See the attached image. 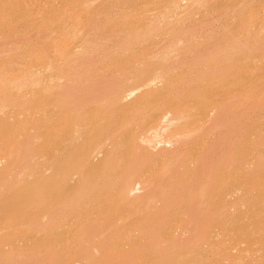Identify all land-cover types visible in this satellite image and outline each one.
I'll return each instance as SVG.
<instances>
[{"label":"rangeland","instance_id":"obj_1","mask_svg":"<svg viewBox=\"0 0 264 264\" xmlns=\"http://www.w3.org/2000/svg\"><path fill=\"white\" fill-rule=\"evenodd\" d=\"M37 1L13 0L12 2V0H3L4 3H2V1L0 0V204L6 203L8 205L15 200L20 201V203H17L13 209L4 211L0 215V264H27V260L33 261L34 264H96V262H98L97 264H141L142 262L144 263L149 260L151 264H155L154 260L158 261L159 263V260H162L161 263L163 264H172V262L170 263V261L175 260L176 264H180V262L178 261L183 258L186 259L184 260L186 264H192L196 262L197 264H264V254H262L264 252H261L259 250V247L261 250L262 247H264V97H262V95L264 96V69L263 72L259 74V76L258 74H252L253 72H255L254 69L256 67H264V62L260 63L264 59V38L259 41L260 44L258 43V45H256L257 42H254V38L258 34L259 36L264 37V34L259 31V29L261 30V27L263 26L261 23L264 19V1L260 0L259 2H257L258 0H254V2L253 0H230L229 2V0H203L201 2H198L196 0H185L184 2H181V0H91V3L90 0ZM177 1L181 2L182 4L179 6L181 8V11L178 15H174L175 17L173 18L174 20L172 21V23H174L175 21L177 25H181V31L183 35L186 36L188 34H192L194 36H200L199 38L201 40H198V43L196 45L191 44L185 48L186 52L183 61L177 65V67L179 68V72L182 73L183 76L182 80H178L179 87L178 90L175 91L176 93L174 96L177 101L183 102V104L182 102L181 104H179L180 106L185 108L186 106L187 108L190 107L191 110H186L187 115L188 112H192L194 108L198 109L201 107L202 109L203 107L204 109L206 105V108L215 105L224 106L225 103V107L228 111L225 116L226 118L224 117L226 121H222V124L225 127L229 125L230 126L226 128H224L223 125L220 126L221 128L223 127V129L219 128L217 131L219 132L218 134L217 132L209 133L208 135H210V138L209 136L205 135L207 127L203 129H194L184 137L182 142L175 144L173 149H181L183 146L186 147L184 168L192 171L191 182L197 183V186H201L206 180L203 178L206 177L204 176V174L207 166H210V164L213 166V162L214 164H216V161L218 159L217 157H219L218 155H223L219 160H221V158L223 159L224 155L226 154V148L228 151V148H230L229 144L232 145V143H223L225 142L224 139H226L227 132L231 133L227 137L231 135L229 138H233L234 140V135H237V138L240 137L242 141L244 140L245 145V152L242 158H240L241 163H239L240 159L235 155L233 156V154L231 156L227 155L225 159L221 161L223 163L226 160L225 164L227 165V168L225 177L223 178V185H221V191H218L217 193L219 194V192H221L223 194L225 202H228L227 214L229 213V216L223 222V224L221 223V225H223V234L221 233L220 237L217 236L218 238L216 237L215 240H213L216 241L215 244H218L219 248L214 246V242L211 248L212 252L213 250H215V247L218 248L221 251V253L217 251L218 253H220V256L216 252L217 249L213 252V256L210 250L209 251L211 253L203 255L200 254L205 252L201 251L200 254H197V261L194 258L196 255L193 256L196 252L194 254L191 253L193 254L191 255V257L189 255L190 253L173 254L175 255V257L177 255L176 258L172 254H168V246L164 241L167 240V237L173 230V228H171L170 226L171 224L178 223L182 225L184 227V231L188 228V226H185V224L191 219V217H194L195 219L198 218L197 231L194 233V235L201 237L204 233H206V230L207 228H209V226H213L215 231H217V229L219 231V228L217 227V225L219 226V224L217 221L221 217L222 213L218 210H215L214 207L217 208L216 205L213 206L212 210V204L209 203L211 204L209 205L207 201L208 195H204L202 198L200 196V200L196 197L190 199L187 201V207L180 208L178 207V205H180L178 204L179 200L185 199V196H181V192H183V189L181 188V192H179V194L181 195L179 196L178 194L179 197L176 198L177 203L175 201L177 205H174L168 211L170 221H166V223L168 222L167 224H164L165 221L163 224L160 223L164 228L163 231L160 232L159 230H157V232L159 231L158 233L159 235H161V237H152L150 234H140L135 236L132 235L140 231V228L143 225L142 219L145 218L143 215L146 213V211L143 209L136 210L135 213L131 216H124L119 222L115 223L114 225H112L111 220L108 221L105 218L107 214H102L100 215L101 217L95 222V225H93L92 227V238H77L75 239V245L72 250L58 249L52 253V251L49 250V245H59V243L61 242L62 234L70 229V221H74L78 225H81L82 222L91 217L93 208L96 206V204L107 201L108 197H101L98 203L96 202L90 204L89 206L83 207L85 204V198H83L82 196H79L78 199L70 197L68 200L62 201L60 191L70 192L73 187L79 186L80 191L83 193L88 175L93 174L94 176L92 178H96V175L99 173L96 172V164L100 162L103 157L108 156V152H103V149L109 146L106 143L98 150L97 153H95L94 156L90 158L84 157V161L82 160L83 154H78L70 159L67 158L65 160L64 152L67 149L65 148V146H63L64 142L62 140V137L66 139L70 147H74L76 143L75 132L73 131L72 133L67 134L65 132L62 133L61 131V140L59 142V146L53 147L49 145L48 142L50 138V129L52 127V122H56L57 125L62 126V119L68 110L70 111L71 115L74 116L76 122L84 114L87 115V118H90V120H94L102 116L104 113L110 111L113 108L112 106H114V104L118 101L120 103H125L128 97L137 96L138 92H145L147 89L155 87V85L159 83V81H157L156 79V75H154V70H144V66H149V64L147 63L142 65L140 68L143 69L142 74H140V72H137L135 67L130 68L128 72L130 76L125 81H118V79L116 78V75H119V73L117 72L118 68L117 70H115L116 68L114 69V67L108 69L106 65L104 66L102 64L98 66L100 67L98 68L100 73L106 72L108 73V75H112V80L114 82L108 84L109 82L104 80L108 75H102L96 77L95 79H86V81L84 82V87H81V94L83 95L82 97L79 92V87L76 84H61V73L63 72L62 75L64 73H67V70L64 69L65 66L63 64L64 60L66 59L65 57H67L68 54L70 55L71 51L74 52L78 50L79 46L77 45L83 44L86 38L85 36L87 35V33H85L86 31H84V28L86 29V26H89L90 24V28L94 30V33L97 36H101L102 34L105 35L101 38L104 43L109 42L108 45L107 43L106 46L103 45L105 46L103 47L105 49L104 52L102 51V55L106 53V57L114 58H108V61L106 58V62L110 63L111 61L112 63L113 60L114 63H116V61L119 62V57L121 59V62H125V60H131V58L135 56L138 51H141L139 50V48L141 49V44L138 45L137 42H133V44L136 43L134 45L135 48L138 46L136 49H134V46L131 44L134 51H132L131 49V54L129 52H125V54L129 53L130 57L129 54H127L126 57L124 51L121 50H119V52L121 53L117 54V44H119L120 42L123 43L126 38L124 34H142V32L144 31L142 29L145 27L143 21L144 17L142 18V16L144 15H146V17L148 16L147 19L149 18V21H159L158 18L161 19V17H159L161 14L166 15L167 13H171L173 15L175 7L174 5L177 3ZM47 2L50 6L47 4ZM171 2H174L173 5H171ZM7 3H11L9 7L11 10L6 9V7L8 8L9 5H6ZM32 4H34V7ZM46 4L48 5L46 6L47 8L44 6ZM239 4H242L243 7L239 6ZM251 6L253 8H249ZM43 7L44 9H46H42ZM80 7L81 9H79ZM246 8L248 10H246ZM227 9L228 11H226ZM42 10L44 11V13L42 12ZM27 11L29 13H27ZM108 11H111V13L109 14ZM112 12L115 14L113 15ZM79 13L82 14L80 15ZM77 14L80 16H78ZM96 15L99 16V18ZM110 15L112 16V18H110ZM238 15H240V17ZM105 16H108V18H110V22H107L108 18H106ZM49 17L52 18L51 20L54 21L56 26L53 24V26L47 25L48 27H45L44 24H47V22L49 21ZM114 17H116L115 24L111 22L115 20L113 19ZM78 19H81V21ZM90 19L91 21H93H89ZM94 19L98 22H96ZM101 19H104L105 22ZM121 19H125L128 23H130L131 21V23L128 25H132V28L125 25L129 29L127 28L125 32H122L123 28L121 27H123V25L117 24V22H122ZM207 19L208 22L206 23L205 20L207 21ZM69 20L75 22L72 23ZM57 21L59 22L56 24ZM149 21H146L145 23H150ZM106 22L108 23V25L109 23H111V26L109 25V27ZM102 23L109 28L105 29L106 27ZM166 23L167 24L165 25L173 27L172 23V25L169 24L170 22ZM244 23V27L247 28L250 26L252 31H248L250 29L245 28L243 31L247 30L248 32L242 33L243 27L240 28V26H242ZM116 24L119 27H117ZM260 24L262 25L261 27L259 26ZM42 25L44 26L42 27ZM101 25H103L104 27ZM113 25H116L117 28ZM77 29L80 31V33ZM54 31L55 36L57 35V38L61 36V39H57L53 35ZM257 31L261 33H258ZM46 33L48 34V36H44L46 35ZM115 33L118 34L115 35ZM35 35L36 38H33L35 37ZM52 35L54 36V38H52ZM106 35L108 36L106 37ZM65 37L68 39H66ZM220 38H222L223 40H221ZM20 39L22 40L21 42ZM105 39L107 40L106 42ZM243 39H245V41ZM38 40H40L42 44L46 43V46H42L43 48L41 49L37 46V48H34ZM54 40L56 42H60L54 43ZM110 40L114 41V43L112 42L113 44H110ZM155 40L156 39H154V41ZM158 40L161 42H159ZM158 40L155 42H159L157 44L161 43L160 45L153 43V40L149 41L150 43L148 42V44L146 43L145 45L148 46L152 43L160 47L155 48L154 50L155 52L159 50V52H157L155 57L152 59L150 63L151 66L152 63H154L155 66L156 64L162 62L164 59H169L171 57L167 52H165V49H162L168 44L167 38H163V40L165 41H163L162 39ZM241 40H243L242 42L246 43H243V49H236L234 51L235 54L232 53V51L229 50L228 46L230 44L231 47L240 44L242 45V42H240ZM18 41L20 45L18 44ZM65 41H68L67 46L68 43L71 46L67 47L66 45H64L66 44ZM247 43L249 47L252 46L249 50H247ZM53 44H56L58 47L55 46L57 47L55 49ZM72 44L74 45V47ZM23 45L24 47H22ZM49 45H51V49H49ZM62 45L68 49H65ZM75 45L77 46V48H75ZM245 45L247 47H245ZM19 46L20 48H23V50H21L24 51V54L23 52H20L21 50ZM61 47L64 49H62ZM70 47H73L75 50H71ZM109 47L110 49L115 48L116 50H113L114 52L110 50L112 52L110 53L109 49H107ZM43 49L46 50L44 51ZM58 49L63 54V57L61 53L60 55L56 54L57 52L58 54L60 52L58 51ZM64 50L66 55L64 54ZM12 51L17 54L13 55L14 53L12 54ZM31 51L34 52L31 53ZM36 51H38L39 54ZM54 51L56 53L52 55ZM66 51L69 52L67 53ZM35 52L37 53V55L34 56L33 54H35ZM41 52L44 54V56L42 55L43 57H40ZM7 53H9L11 56L8 54V57ZM47 55L49 57V60L52 58L50 60L49 66H54L55 64L60 62L62 58L64 59L61 61L62 63H58V68L55 65L54 69L50 70V72L48 73L46 72V74L49 76L47 81L44 80L42 82H33L30 76L26 75L28 74L27 72H32L31 68L33 69L34 67V71L37 67L36 61H38V59L36 60L34 58H36V56L38 58L40 57L39 59L41 61L43 58H46L41 63L42 65H44L43 69L45 68V70L43 71H46V66H48L49 63ZM122 55L125 56H123L124 60ZM236 56H238L240 62L238 61ZM117 57L118 59H116ZM233 58L236 60V62H238L237 64H240V68H238L239 65L237 66L235 62L234 64L236 66H229L231 64H227L229 62H232V60L230 59ZM46 60L47 62H45ZM98 60L100 59L98 58ZM104 60L105 59H103V61ZM15 63L23 66H16ZM33 63L35 65H33ZM62 69L64 70L62 71ZM237 69H240V72ZM246 69L248 72L246 71ZM32 74L34 76L35 72H33ZM23 75L27 78L16 79L19 77H24ZM2 76L5 77L2 78ZM237 76H241L240 79L237 78ZM9 79H16L14 80L13 85L12 83H10L11 81L9 82ZM259 84L260 87H262L261 89L258 86ZM231 85H235V87L231 88ZM13 87H15V90H10ZM249 87H256L255 89L252 88L253 90L250 93L254 95L256 93V96L254 97H256L257 99L255 98L254 100L252 99V101H247L244 107L240 103L247 99L246 95L249 96ZM94 89L98 93L94 94ZM245 89H247L248 92L247 90L244 92ZM242 92H244L245 94V97L243 96L244 99L242 98V96H240ZM257 92L261 93V95H259V93ZM258 95L262 98H258ZM199 96L203 98V100L205 99L204 101H206V105L205 102L199 98ZM250 96L252 97V95ZM234 97L236 98L234 99ZM239 97L243 100H241ZM171 98L172 100L174 99V101H176L173 96H163L162 99L164 100V102H162L160 106H165V101H172ZM100 99L109 103H114L102 104ZM258 99L259 101H257ZM184 102L191 103L185 104ZM230 102L232 103L230 104ZM244 103L245 102H243V104ZM241 106H243L244 108ZM232 107H234V110L232 109ZM154 108L155 105L147 108V116L143 119L142 126L151 115L157 114V112L153 111ZM194 112H192V116L191 114H189L192 118H194ZM208 117H211V115L208 114ZM108 118H111V116H108ZM236 119H238L236 122L239 121V128L240 126H242V128L239 129L237 127L239 131L237 130L233 132V130L237 129L234 121ZM233 121L234 125H232ZM239 134L241 135L239 136ZM228 139H226V142H228ZM233 140H231V142H235ZM238 141H236L234 144H236ZM241 142L239 141L240 144L237 143L236 145L240 147ZM219 143L222 146H220ZM236 145L231 146L232 151L238 150V148H236L238 146ZM120 146H123V144H121ZM161 149H164V147L158 150L151 151L154 153H158L161 151ZM228 153H230V151ZM199 156L202 157L201 160L198 159ZM134 160H136V158H134ZM82 161L84 162V164L81 166ZM78 165H80V168H78ZM219 165H216V167L214 165L213 169H207V171L209 170V172L207 173H210L211 169L212 171L215 168L219 170ZM216 169L215 172L217 171ZM159 171L164 172L161 167H159ZM212 171L210 174H212ZM171 174V172H165V175L160 181L161 187H166V182L171 177ZM19 175H22L23 177H20ZM207 176L209 177L210 175L207 174ZM171 180L173 182V179H170V181ZM179 180H176L177 184L181 183V180L184 181V179H181L180 182ZM211 180L213 181L212 175L211 179L208 181ZM172 182H170L171 185H173L174 183L176 185H174L175 198L176 194L178 193V187L183 183L177 185L176 182ZM215 182H217V180ZM211 184L209 182V185ZM211 186L209 188L212 189ZM24 192L27 193V197H24ZM216 194L212 196L213 199L218 196ZM212 197L210 198L211 202ZM215 199L214 200L217 201L218 198L216 197ZM183 203L185 202L181 203V207H184ZM203 205H206L207 209L205 210L207 212H211L212 215L216 217V220L210 221L208 225L205 223L207 213L202 209ZM78 209H80V211ZM77 210L79 211V213L77 212ZM212 215H210L209 217H212ZM158 226L160 227V225ZM82 230L83 228H80L79 232H81ZM194 235L190 237L194 238ZM187 236H189V234H187ZM158 243L159 246H157ZM222 243H224L223 246L225 247V249L222 248ZM150 245H152L154 249ZM144 247H147L148 250L147 252H145L146 254L143 251ZM159 248H162V250L164 249L163 251L165 253L162 252L163 254H159ZM220 248L223 250H221ZM257 249L260 251L261 255L260 253L255 252L257 251ZM107 250L114 251L111 256L116 258V260L114 259L115 261L111 256H109V258L111 257L112 259V261L110 260L111 262H109V259H107L108 257H106L108 256ZM154 252L156 253V256ZM170 252L175 253L172 252V250H170ZM151 254H153L154 257H151ZM257 254L260 256H258ZM184 256L187 257L185 258ZM164 257H166V260ZM215 257H218V259H215ZM158 262L156 264H159ZM182 263L183 262H181V264Z\"/></svg>","mask_w":264,"mask_h":264},{"label":"bare ground","instance_id":"obj_2","mask_svg":"<svg viewBox=\"0 0 264 264\" xmlns=\"http://www.w3.org/2000/svg\"><path fill=\"white\" fill-rule=\"evenodd\" d=\"M2 3L3 0H1ZM37 0H35L36 2ZM63 1V0H62ZM82 1V0H81ZM95 1V0H94ZM152 1V0H151ZM185 0H181V2H184ZM198 2H201L203 0H196ZM237 1V0H236ZM246 1V0H245ZM254 1V0H253ZM260 0H258L257 2H259ZM264 1V0H263ZM13 2V0H12ZM33 2V1H32ZM34 2V3H35ZM38 2V1H37ZM51 2V1H50ZM53 2V1H52ZM55 2V1H54ZM61 2V1H60ZM112 2V1H111ZM118 2V1H117ZM181 2L177 1V3L174 5V14L172 15L171 13H167L166 15L164 14H161L158 18L159 21H149V18L147 19L146 15L142 16V18L144 17V24H145V27L142 29L144 30L142 32V34L140 33V35H135L133 33H128V34H124L125 35V40L122 42H120L119 44H117V54L121 53L119 52V50L121 51H124V54L125 52H129L130 54L132 53L130 50L132 49V51H134L135 48V44H133V42H137L138 45L141 44V49L139 48V50H141L140 52L138 51L137 49V53L135 51V56H133L131 58V60H125V62H121V59L119 57V62L116 61V63H114V60L113 62L110 63L109 62H106V58H107V61H108V58L112 59L114 57H106V53L102 55V51L104 52V49L103 47L106 46V41L107 40L105 39V42H103V40L101 39L102 36H105V35H101V36H97L95 33H94V30H92L90 28V24L89 26H86V29L84 28V31H86L85 33H87V35L85 36V40L83 42L82 45H77L79 46L78 47V50L72 52L71 50H75L73 47H70L71 48V52H70V55L68 54L67 57H65L66 59L64 60L63 64L65 66V70H67V73H64L62 75L61 73V77H62V82L61 84H67V85H72V84H76L78 87H79V92H80V95L83 97V95L81 94V87H84V82L86 81V79H95L96 77H99V76H102V75H108V73L106 72H101L99 71L98 66L100 65H106L108 69H110L111 67H114L115 70H117V72L119 73V75L117 76L116 73V78L118 79V81H125L129 78V69L132 68V67H135L136 71L137 72H140V74L143 73V69H140L142 65L144 64H149V66L147 67L144 66V70H147V71H151V70H154V75H156V79L157 81H159L158 84L155 85V87H152L150 89H147L145 92H138L137 93V96H131V97H128L127 98V101L125 103H120L119 101L117 103L114 104V106H112L113 108L104 113L102 116L94 119V120H90V118H87V115H83L82 117L79 118V120L76 122L75 119H74V116L71 115L70 111L68 110L63 119H62V123L61 125L62 126H59L56 124V122H52L51 124V129H50V138H49V145L53 146V147H58L59 146V142H60V132L62 131V133H67V134H70L72 133L73 131L75 132V137H76V143H75V146L74 147H70L68 142L66 141V139L64 137H62V140H63V146H65V148L67 149L65 152H64V159L66 160L67 158H72L76 155H81L83 154V157H82V160L84 161V157L85 158H90L92 156L95 155V153L98 152V150L103 146L105 145L106 143L109 145L107 148L103 149V152H108V156H105L101 159L100 162H98L96 165H97V171L96 172H99L97 175H96V178H92L94 175L93 174H89L88 177H87V182L85 184V189L83 191V193L80 191V187L79 186H76V187H73L71 189L70 192L68 191H60L61 193V200L62 201H66L68 200L70 197H74L76 199H78L79 196H82L83 198H85V204L83 207L85 206H89L90 204H93V203H98V201L101 199V197H108L107 201L105 202H100L98 204H96V206L93 208V212L91 214V217H89L87 220H85L84 222H82L81 225H78L77 223H75L74 221H70L69 223V226H70V229L66 232H64L61 236V242L59 243V245H49V250L53 252H55L56 250H72L74 248V243H75V239L77 238H92L93 236V231H92V227L93 225H95V222L101 217L100 215L102 214H107V216H105V218L110 221L111 220V223L112 225H114L115 223L119 222L124 216H131L135 213L136 210L138 209H143L146 211V213L143 215L145 218L142 219V223L143 225L141 226L140 228V231L132 234V235H148L150 234L152 237H161V235H159V231H163V227L161 224L165 223L164 224H167L169 221H170V217L168 216V211L175 205H177V200L176 198H178L181 194V196H185V199L182 200H179V202H185L183 203L184 207H181V203L178 202V207L180 208H185L187 207L188 205V200L190 199H193V198H198L200 200V196L201 198L205 195L207 196V201H208V204L211 205V208L213 210V206L216 205L215 210H218L219 212L222 213L221 217L219 218V220L217 221L219 226L217 225V227L219 228V231L217 229V231L214 230L213 226H209V228H207L206 230V233H204L201 237L197 236V235H194V233L197 231V226H198V218H192L185 224V226H188V228L186 230L183 231V226L178 224V223H175V224H171V228H173V230L170 232V235L167 237V240H165L164 242L167 243V246H168V254H183V253H190V257L191 255H193L195 252V254L193 256H195L194 258L196 259L197 257V254H200L201 251L205 252V253H202L200 255H203V254H209L211 253L212 251V245H213V242L214 244L216 243V241H213L215 240V238L217 236L220 237V234L222 233L223 234V225H221V223L223 224V222L227 219V217L229 216V213L227 214V204L228 202H225V199L223 198V194L221 192H219V194L217 193L218 191H221V185H223V181H224V177H225V174H226V160L222 163L221 161L223 159H225V157L228 155H232L233 156L235 155L236 157H238L239 159L242 158L244 152H245V145H244V140L242 141L241 138L239 140V138H237V135H234V140L233 138H229L227 137L229 134H231L230 132L226 133V139H228V142H226L227 140H225V142L223 143H232V145H236L237 143H239V141L241 142V145L240 147L238 145V150H233L232 151V145L229 144V147L228 148L229 150L227 151V148H226V154L224 155L223 159L220 157V155H218L219 157H217V161H216V164H214L213 162V166L216 165L220 166L217 167L219 168V170H216L215 172V169L212 171V169L214 168L211 164L210 166L208 165L207 168H206V171H205V174L203 179H206L203 183V185L201 186H197V183H192L191 182V175H192V171L191 170H187L184 168V165H185V154H186V147H182L181 149H173L174 145L177 144V143H180L183 141L184 137L187 136L192 130L194 129H203V128H206L207 127V131L205 132V135L206 136H209L210 138V135H208L209 133H216L218 131L219 128H221L220 126H222V121L225 120V116L227 114V108L225 107V103H224V106H219V105H215V106H210L208 108L207 107V103L206 101L203 100V98H201L199 96L200 99H202V101L205 102V105H206V109L200 106V108L196 109L194 108V110H192V112L194 111H197V112H194V118H192L191 116L193 115V113L190 111L188 112V115H187V109L189 110V108H186L185 107H182L180 106L179 104H181L180 101H177L176 98H175V91L178 90V87H179V83H178V80H182V76L183 74L179 72V68L177 67L178 64H180L182 61H183V58H184V55H185V48L188 46V45H191V44H194L196 45L198 43V40H201L198 36H194L192 34H188V35H183L182 34V31H181V25H177L174 21V23H172V21L174 20L173 18L178 15L181 11V8L179 7L181 4ZM230 2V0H229ZM233 2V1H232ZM255 2V1H254ZM262 2V1H261ZM17 3V2H16ZM21 3V2H20ZM44 3V2H43ZM90 3H91V0H90ZM173 5L174 2H171ZM245 3V2H244ZM243 3V4H244ZM9 3H7L6 5H8ZM11 4V3H10ZM10 4L8 5V8L6 7V9H10ZM15 4V3H14ZM48 4V2H47ZM44 5L45 7L48 6V5ZM57 4V3H56ZM93 4V2H92ZM206 4V3H205ZM261 4V3H260ZM1 5V4H0ZM3 5V4H2ZM5 5V4H4ZM33 7H34V4H32ZM36 5V4H35ZM52 5V4H51ZM81 5V4H80ZM253 5V4H252ZM26 6V5H24ZM37 6V5H36ZM50 6V5H49ZM58 6V5H56ZM67 6V4H66ZM206 6V5H204ZM239 6L243 7L242 4H239ZM16 7V6H15ZM28 7V6H26ZM32 7V9H33ZM40 7V6H39ZM70 7V6H69ZM72 7V6H71ZM127 7V6H126ZM170 7V6H169ZM259 7V6H257ZM1 8V7H0ZM14 8V7H13ZM19 8V7H18ZM47 8V7H46ZM45 8V9H46ZM55 8V7H54ZM59 8V7H58ZM124 8V7H123ZM156 8V7H155ZM245 8V7H244ZM249 8H253L252 6L249 7ZM255 8V7H254ZM261 8V7H260ZM17 9V8H16ZM30 9V8H28ZM44 9V7L42 8ZM44 9V10H45ZM71 9V8H69ZM74 9V8H73ZM77 9V8H76ZM81 9V7L79 8ZM172 9V8H171ZM229 9V8H228ZM228 9L226 11H228ZM11 10V9H10ZM39 10V9H38ZM37 10V11H38ZM41 10V9H40ZM55 10V9H53ZM66 10V9H65ZM75 10V9H74ZM142 10V9H141ZM215 10V9H214ZM246 10H248L246 8ZM30 11V10H29ZM70 11V10H69ZM73 11V10H72ZM80 11V10H78ZM113 11V10H111ZM111 11L109 12V14L111 13ZM125 11V10H124ZM34 12V11H33ZM42 12L44 13V11L42 10ZM68 12V10H67ZM71 12V11H70ZM77 12V11H76ZM83 12V11H82ZM116 12V11H115ZM121 12V11H120ZM165 12V11H164ZM170 12V11H169ZM172 12V10H171ZM27 13H29L27 11ZM26 13V14H27ZM40 13V12H39ZM42 13V14H43ZM64 13V12H63ZM62 13V15H63ZM66 13V11H65ZM84 13V12H83ZM113 13V12H112ZM123 13V12H122ZM121 13V14H122ZM126 13V12H125ZM36 14V12H35ZM38 14V13H37ZM69 14V13H68ZM75 14V13H74ZM80 14V13H79ZM82 14V13H81ZM80 14V15H81ZM95 14V13H94ZM96 14H97V11H96ZM103 14V13H102ZM106 14V13H105ZM115 13H113L114 15ZM240 14V13H239ZM262 14V13H261ZM2 15V14H1ZM45 15V14H44ZM43 15V16H44ZM50 15V14H49ZM58 15V14H57ZM65 15V14H64ZM67 15V13H66ZM71 15V14H70ZM78 15V14H77ZM76 15V17H77ZM78 15V16H80ZM107 15V14H106ZM112 15V14H111ZM110 15V16H111ZM112 15V16H113ZM123 15V14H122ZM125 15V14H124ZM163 15V16H162ZM175 15V16H174ZM13 16V15H12ZM15 16V15H14ZM17 16V15H16ZM28 16V15H27ZM73 16V14H72ZM86 16V15H85ZM89 16V15H88ZM97 16V15H96ZM94 16V17H96ZM104 16V15H102ZM112 16L110 18H112ZM117 16V15H115ZM150 16V15H149ZM210 16V15H209ZM215 16V15H214ZM240 17V15H238ZM248 16V14H247ZM37 17V16H36ZM39 17V16H38ZM42 17V16H41ZM53 17V15H52ZM68 17V15H67ZM71 17V16H70ZM84 17V16H83ZM99 18V16H97ZM106 17V16H105ZM104 17V19H105ZM120 17V16H119ZM137 17V16H136ZM146 17V18H145ZM211 17V16H210ZM59 18V17H58ZM63 18V17H62ZM81 18V17H80ZM101 18V17H100ZM108 18V16L106 17ZM110 18H108L107 22L109 21L110 22ZM116 17H114L113 19H115ZM122 18V17H121ZM128 18H131V17H128ZM152 18V17H151ZM234 18V17H233ZM232 18V19H233ZM16 19V18H15ZM42 19V18H41ZM40 19V20H41ZM52 18L49 17V21L47 22V24H44L45 27L48 25V26H53V24L55 25L54 21L51 20ZM54 19V18H53ZM60 19V18H59ZM72 19V18H71ZM77 19V18H76ZM104 19H101V20H104ZM112 19V20H113ZM119 19V18H117ZM147 19V20H146ZM216 19V18H215ZM250 19V18H249ZM253 19V18H252ZM4 20V19H3ZM10 20V19H9ZM33 20V19H32ZM57 20V18H56ZM66 20V19H65ZM81 21V19H78ZM95 20V19H94ZM122 22H117V24H122L123 28L122 29V32H125L126 29L128 27H131L132 28V25H128L131 23H128L126 22L125 19H121ZM128 20V19H127ZM251 20V19H250ZM1 21V20H0ZM42 21V20H41ZM72 22V20H69ZM77 21V20H76ZM91 21V19L89 20ZM93 21V20H92ZM91 21V22H92ZM96 21V20H95ZM116 19L111 21L113 22V24H115L116 22ZM119 21V20H118ZM146 21H149L150 23H145ZM215 21V20H214ZM240 21V20H239ZM35 22V21H34ZM39 22V21H38ZM59 21L56 22V24L58 23ZM62 22V20H61ZM75 22V21H74ZM72 22V23H74ZM98 22V21H96ZM105 22V20H104ZM106 22V23H107ZM166 22H170L169 24H173V27H170V26H167L165 24H167ZM205 22L207 23L208 22V19L207 21L205 20ZM204 22V23H205ZM212 22V21H211ZM32 23V22H31ZM30 23V24H31ZM41 23V22H40ZM65 23V21H64ZM63 23V24H64ZM77 23V22H76ZM246 23V22H245ZM245 23L240 26V28L243 27L242 29V33H246L248 31H252L249 24L247 27L248 29L250 30H245L243 31L246 27L245 26ZM25 24V23H24ZM28 24V23H27ZM79 24V23H78ZM94 24V23H93ZM103 24V23H102ZM111 23H109L110 25ZM116 24V25H117ZM171 24V25H172ZM235 24V23H234ZM263 26H262V25ZM259 26L261 27V30L259 29V31L262 32V34H264V19H263V22L261 23ZM42 25V27L44 26ZM60 25V24H59ZM86 25V24H85ZM84 25V26H85ZM105 27L106 25L103 24ZM101 25V26H103ZM108 25V23H107ZM108 25V26H109ZM116 25H113L116 27ZM127 25V26H125ZM4 26V25H3ZM17 26V25H16ZM26 26V25H25ZM47 26V27H48ZM56 26V25H55ZM71 26V25H70ZM100 26V27H101ZM103 26V27H104ZM111 26V25H110ZM109 26V27H110ZM121 26V25H120ZM209 26V25H208ZM247 26V25H246ZM38 27V26H37ZM41 27V28H42ZM64 27V26H63ZM66 27V26H65ZM72 27V26H71ZM79 27V26H78ZM109 27H106L105 29L109 28ZM114 27V29H115ZM117 27H119L117 25ZM116 27V28H117ZM125 27V28H124ZM255 27V26H254ZM16 28V27H15ZM32 28V27H31ZM40 28V27H39ZM51 28V27H49ZM95 28V27H94ZM213 28V27H212ZM246 28V29H247ZM13 29V28H12ZM45 29V28H44ZM57 29V28H56ZM98 29V28H97ZM129 29V28H128ZM135 29V28H134ZM138 29V28H137ZM140 29V28H139ZM203 29V28H201ZM253 29V28H252ZM36 30V29H35ZM50 30V29H49ZM78 30V29H77ZM76 30V31H77ZM100 30V28H99ZM103 30V29H102ZM211 30V29H210ZM240 30V29H239ZM19 31V30H18ZM43 31V30H42ZM45 31V30H44ZM67 31V30H66ZM65 31V32H66ZM105 31V30H104ZM255 31V29H254ZM257 31L258 33H261ZM8 32V30H7ZM35 32V31H34ZM50 32V31H49ZM78 32L80 33V31L78 30ZM113 32V31H112ZM38 33V32H37ZM41 33V32H39ZM99 33V32H97ZM255 33V32H254ZM253 33V34H254ZM257 33V34H258ZM44 34V33H43ZM50 34V33H49ZM52 34V33H51ZM58 34V33H57ZM78 34V33H77ZM118 34V33H117ZM115 33V35H117ZM137 34V33H136ZM248 34V33H247ZM261 34V35H262ZM29 35V34H28ZM37 35V34H36ZM36 35L35 37L33 38H36ZM53 35L55 36V31L53 32ZM52 35V38H54V36ZM81 35V34H80ZM149 35V36H148ZM241 35V34H240ZM252 35V34H251ZM25 36V35H24ZM44 36H48V34L46 33V35ZM59 36V35H58ZM70 36V35H69ZM108 35H106L107 37ZM112 36V35H111ZM123 36V35H122ZM244 36V35H242ZM248 36V35H247ZM40 37V36H39ZM57 38V35L55 36ZM63 37V36H62ZM165 37L167 38V41H168V44L163 47L162 49L164 50L165 49V52H167L171 57L169 59H164L162 62L156 64L154 66V63H152V66L150 65L152 59L155 57V55L157 54V52H159V50L157 52H155V48H160L158 47L157 45H160V44H157L161 41H159L158 39H162L163 38L165 39ZM259 40H258V38ZM32 38V37H31ZM52 38H51V41H52ZM61 39V36L59 37ZM57 38V39H59ZM66 38V37H65ZM72 38V37H71ZM77 38V37H76ZM83 38V37H82ZM105 38V37H103ZM121 38V37H120ZM199 38V39H198ZM218 38V37H217ZM225 38V37H224ZM233 38V37H232ZM252 38V37H251ZM254 38V37H253ZM264 38V37H261L259 36V34L254 38V42H257L256 45H258L259 41H261V39ZM24 39V37H23ZM30 39V38H29ZM42 39V38H41ZM68 39V38H66ZM154 39H156L155 41H159V42H155ZM221 40H223L222 38H220ZM246 39V38H245ZM245 39H243L245 41ZM27 40V38H26ZM31 40V39H30ZM33 40V39H32ZM56 40V39H55ZM54 40V43H59V42H56ZM65 40V39H64ZM75 40V38H74ZM81 40V38H80ZM83 40V39H82ZM112 40V39H111ZM110 40V41H111ZM118 40V39H116ZM115 40V41H116ZM123 40V39H122ZM153 40L152 42L153 43H156V44H149L148 46H145L146 43L148 44L149 41ZM217 40V39H216ZM226 40V39H225ZM243 40H241L240 42H242ZM247 40V39H246ZM257 40V41H256ZM22 40L20 39V42ZM50 41V39H49ZM70 41V40H69ZM79 41V40H78ZM165 41V40H163ZM166 41V42H167ZM253 41V40H252ZM34 42V41H33ZM63 42V41H61ZM66 42V41H65ZM68 42V41H67ZM67 42L66 45L67 46ZM71 42V41H70ZM81 42V43H82ZM114 41H111L110 44H113ZM117 42V41H116ZM217 42V41H215ZM248 42V41H247ZM53 43V42H52ZM73 43V42H72ZM79 43V44H81ZM109 43V42H108ZM107 43V45H108ZM150 43V42H149ZM238 43V42H237ZM243 43L245 42H242V45H236V46H232L231 47V44L228 46L229 47V50L232 51V53H234V51L236 49H243ZM18 44H19V41H18ZM26 44V43H25ZM46 44V43H45ZM45 44H42L40 42V40H38L37 44H35V47L34 48H43L42 46H46ZM48 44H51V43H48ZM47 44V46H48ZM131 44L134 46V49L133 47L131 46ZM143 44H144V47H143ZM166 44V43H164ZM216 44V43H215ZM218 44V43H217ZM236 44V43H235ZM239 44V43H238ZM246 44V43H245ZM250 44V43H249ZM260 44V43H259ZM20 45V44H19ZM54 45V48L56 49L58 46L56 44H53ZM61 45V43H60ZM105 45V46H103ZM30 46V45H29ZM34 46V45H33ZM37 46V47H36ZM51 45H49V49ZM57 46V47H55ZM63 46V45H62ZM71 46L69 43H68V46L69 47ZM76 46V45H75ZM77 46L75 48H77ZM163 46V45H162ZM248 46V47H247ZM247 46L245 45V47H247L249 50L252 46L249 47L248 43H247ZM18 47V46H17ZM24 47V45L22 46ZM64 47V46H63ZM111 47V46H110ZM109 49V52L112 53L111 51H115L116 49L113 48V49ZM115 47V46H114ZM227 47V49H228ZM13 48V46H12ZM16 48V47H15ZM20 48V46H19ZM26 48V47H25ZM24 48V50H25ZM46 48V47H45ZM62 48V47H61ZM65 49H68L66 47H64ZM62 48V49H64ZM112 48V47H111ZM23 50V48H20V50ZM32 49V48H31ZM39 49V51H40ZM48 49V48H47ZM60 49V48H59ZM58 49V51H60ZM161 49V50H162ZM13 50V49H12ZM18 50V49H17ZM20 51V52H23L24 54V51ZM38 50V49H36ZM44 50V49H43ZM46 50V49H45ZM44 50V51H45ZM53 50V49H52ZM111 50V51H110ZM128 50V51H127ZM160 50V51H161ZM27 51V50H26ZM25 51V52H26ZM42 51V50H41ZM48 51V50H47ZM46 51V52H47ZM62 51V50H61ZM61 51L56 53L54 51V53L52 55H54L55 53L57 55H60ZM113 51V52H114ZM193 51V49H192ZM34 52V51H31V53ZM38 54L39 52L36 51ZM35 52V54H33L34 56L37 55V53ZM45 52V53H46ZM67 53L69 51H66ZM108 52V51H107ZM230 52V51H229ZM14 53V51H12V54ZM129 53H126L125 56ZM9 53H7V56H8ZM10 54H11V51H10ZM9 54V55H10ZM17 53H14L13 55H15ZM22 54V56H23ZM28 54V53H26ZM62 54V53H61ZM64 54L66 55L65 53V50H64ZM116 54V53H114ZM113 54V55H114ZM130 54H129V57H130ZM134 54V52H133ZM132 54V55H133ZM159 54V53H158ZM230 54V53H229ZM235 54V53H234ZM12 55V56H13ZM44 56V54L41 52L40 54V57L41 56ZM50 55V56H52ZM112 55V56H113ZM11 56V55H10ZM21 56V57H22ZM29 56V55H28ZM32 56V55H31ZM42 56V57H43ZM103 56V57H102ZM121 56V54H120ZM124 55H122L123 57ZM124 56V57H125ZM229 56V55H228ZM9 57V56H8ZM39 57V58H40ZM48 57V55H47ZM54 57V56H53ZM57 57V56H55ZM62 57H63V54H62ZM124 57H123V60H124ZM127 57V56H126ZM128 57V58H129ZM166 57V56H165ZM237 59H238V56H236ZM235 57V59H236ZM4 58V57H3ZM37 56L36 58L34 59H38L37 64H36V69L33 71V69L31 68L32 72H27L28 74L26 76H30V78L32 79L33 82H42V81H47L48 79V75L46 74V72H50V70L54 69L55 65H59L60 63H62L61 61L64 59L62 58V60L60 62H56L57 64H55L54 66L53 65H50V59L49 60V57H48V60H49V63H48V66H46V71H43L45 70V68L43 69V66L41 63L43 60H45L46 58H43L42 61L39 59ZM61 58V57H59ZM58 58V60H59ZM98 58L100 60H98ZM228 58V57H227ZM17 59V57H16ZM54 59V58H53ZM56 59V58H55ZM102 59V60H101ZM103 59H105L103 61ZM118 59V57L116 58ZM115 59V60H116ZM162 59V58H161ZM173 59V60H172ZM234 58L233 59H230L232 60V62H229L227 64H231L229 66H238V68H240V64H237L238 62H236ZM22 60V59H21ZM172 60V61H170ZM228 60V59H227ZM226 60V61H227ZM234 60V61H233ZM6 61V59H5ZM16 61V60H15ZM33 61V62H35ZM54 61V60H53ZM52 61V63H53ZM56 61V60H55ZM159 61V59H158ZM239 61V59H238ZM4 62V61H3ZM14 62V61H13ZM47 62V60L45 61ZM235 62V64H234ZM240 62V61H239ZM264 62V59L263 61H261L260 63H263ZM1 63V62H0ZM5 63V62H4ZM27 63V62H26ZM156 63V62H155ZM233 63V64H232ZM16 64V63H15ZM14 64V65H15ZM29 64V63H28ZM27 64V65H28ZM44 64V63H43ZM17 65H20V64H16ZM33 65H35L33 63ZM257 65V64H256ZM20 66H23V65H20ZM255 66V65H254ZM262 66V64H261ZM264 66V65H263ZM9 67V66H8ZM252 67V66H251ZM250 67V68H251ZM21 68V67H20ZM25 68V67H24ZM58 68V66H57ZM63 68V67H62ZM235 68V67H234ZM60 69V68H59ZM62 69V71L64 70ZM102 69V67H101ZM106 69V68H104ZM113 69V68H112ZM249 69V68H248ZM263 69L264 67H256L254 70L255 72H253L252 74H255L259 76V74H261V72H263ZM30 70V71H31ZM238 71L240 69H237ZM21 71V70H20ZM25 71V70H24ZM28 71V69H27ZM245 71V70H244ZM247 71V69H246ZM245 71V72H246ZM13 72V71H12ZM33 72H35L34 76H33ZM240 72V71H239ZM243 72V71H241ZM248 72V71H247ZM251 73V72H249ZM110 74V72H109ZM0 75H1V72H0ZM21 75V74H20ZM25 75V74H24ZM23 75V76H24ZM236 75H237V72H236ZM239 75V74H238ZM241 75V74H240ZM26 76L24 77H19V78H16V79H24V78H27ZM33 76V77H32ZM5 77V76H4ZM2 76V78H4ZM10 77V76H9ZM16 77V76H14ZM236 77V76H235ZM241 77V76H240ZM240 77L237 76V78L240 79ZM16 79H12L10 80L9 79V82L14 83V80ZM3 80V79H2ZM5 80V79H4ZM8 80V79H7ZM106 81H108L110 83H113L114 81L112 80V75H108L106 76V78L104 79ZM237 81V80H236ZM258 81V80H257ZM262 81V80H261ZM235 82V81H234ZM8 83V82H7ZM237 83V82H236ZM235 83V84H236ZM239 83V82H238ZM257 83V82H256ZM264 83V82H263ZM9 84V83H8ZM227 84V83H226ZM230 86V85H229ZM259 88L261 89L262 87H260V84L258 85ZM263 86V85H262ZM232 87H235L231 85V88ZM15 87H13L12 89L10 90H13ZM225 88V87H224ZM253 88V87H252ZM251 87H249L250 91H249V96L246 95V100L242 101V103H240L241 105H246V102L247 101H252V99L254 100L256 97V93L255 95L250 93L253 89ZM258 88V87H257ZM258 88V89H259ZM248 89V88H247ZM245 89L244 92L247 90ZM248 89V90H249ZM259 89V90H260ZM15 90V89H14ZM247 90V92H248ZM94 94L98 93L95 89L93 90ZM244 92H242L240 94V96H243L245 95ZM246 92V93H247ZM260 92V91H259ZM257 92V93H259ZM254 93V92H253ZM243 94V95H242ZM173 96V98H175L176 101H174V99L171 100L172 101H165V106H160V104L162 102H164V100L162 99L163 96ZM252 95V97L250 96ZM259 95H261V93H259ZM258 95V96H259ZM207 96V95H206ZM236 96V95H235ZM245 97V96H244ZM254 97V98H253ZM262 97H264L262 95ZM262 97H258V98H262ZM228 98V96H227ZM236 97H234L235 99ZM240 98V97H239ZM242 98H240L241 100H243ZM170 99V97H169ZM168 99V100H169ZM257 99V98H256ZM163 100V101H162ZM182 100V99H181ZM230 100H233V99H230ZM100 101L103 103H107V104H113V103H109L107 101H104L102 99H100ZM189 101V100H188ZM195 101V100H194ZM198 101V100H197ZM201 101V102H202ZM210 101V100H209ZM240 101V100H239ZM259 101V99L257 100ZM203 102V103H204ZM223 102V101H221ZM234 102V101H233ZM243 102H245L243 104ZM185 104H189L191 102H184ZM232 102H230L231 104ZM183 104V102H182ZM209 104V103H208ZM154 106L155 105V108H154V112H157V114H153L149 117L148 120L145 121V124L142 126V122H143V119L147 116V108L151 107V106ZM204 105V104H203ZM204 105V106H205ZM210 105V104H209ZM231 106V105H230ZM241 106V107H243ZM245 107V106H244ZM243 107V108H244ZM234 107H232L233 109ZM196 109V110H195ZM191 110V109H190ZM234 110V109H233ZM236 112V111H235ZM196 113V114H195ZM191 114V116L189 115ZM208 114L211 115V117H208ZM229 114V113H228ZM105 115V116H104ZM156 115V116H155ZM108 116H111V118H108ZM225 117V118H224ZM230 120V119H229ZM238 119L234 120L235 121V126L236 128L238 127L239 128V121L236 122ZM226 121V120H225ZM234 121H233V124L234 125ZM238 124V125H237ZM230 126V125H229ZM229 126H226V127H229ZM224 128H226L224 125H223ZM223 127L221 129H223ZM236 129V130H233L234 131H239L240 128H242V126H240L239 129ZM229 131V130H228ZM232 132V131H231ZM232 132V133H233ZM219 132H217L218 134ZM221 134V133H220ZM235 134V133H234ZM237 134V132H236ZM78 135V136H76ZM212 135V134H211ZM241 134H239L240 136ZM67 136V135H66ZM224 137V136H223ZM233 141H238L236 144H234L235 142H231V140ZM236 139V140H235ZM230 140V141H229ZM219 141V140H217ZM216 143V142H215ZM222 143V144H223ZM121 144H123V146H120ZM220 145V143H219ZM222 146V145H220ZM226 146V144H225ZM164 147V149H161L160 152L158 153H154L152 152L151 150H158L160 148ZM219 147V146H218ZM234 147V146H233ZM71 148V149H70ZM221 148V147H220ZM235 148V147H234ZM233 148V149H234ZM220 150V149H219ZM230 151V153H228ZM232 151V152H231ZM237 151V152H236ZM236 153V154H235ZM134 158H136V160H134ZM199 160L202 159L201 156H199L198 158ZM82 161L81 163V166L84 164V162ZM195 162H199V161H195ZM80 163V161H79ZM211 163V162H210ZM241 163V159H240V162ZM212 166V167H211ZM159 167L162 168V170L164 172H161L159 171ZM209 167V168H208ZM78 168H80V165H78ZM211 169L212 171V174L211 171L210 173H207L209 172V170ZM207 169H209L207 171ZM165 172H171V177L169 178V180L166 182V187H161V184H160V181L162 179V177L165 175ZM215 172V173H213ZM207 174H209L210 176L208 177ZM215 176H214V175ZM211 175H212V179L213 181H208L211 179ZM219 175V176H218ZM20 177H23L22 175H19ZM181 178H180V177ZM216 177V179H215ZM234 177V176H233ZM232 177V178H233ZM178 178V179H177ZM170 179H173V182H176L177 184V181L176 180H181V179H184L181 180L183 184H181L179 187H178V191L177 190V194L174 198V185H171L170 182H172V180L170 181ZM176 179V180H175ZM179 180V182H180ZM217 180V182H215ZM169 182V183H168ZM172 182V183H173ZM203 182V181H202ZM209 182L210 184L211 183H215V184H211V185H215V186H211L209 185ZM177 184V185H179ZM176 186V185H175ZM212 187L209 188V187ZM183 189V192H181V189ZM213 190V191H211ZM179 192H181V194H179ZM217 194H216V193ZM179 194V196H178ZM184 194V195H183ZM212 194V195H211ZM216 194L218 196H216L218 199L217 201H215L216 197L213 199V195ZM221 195V197H220ZM27 193L24 192V197H27ZM210 196V197H209ZM209 197V198H208ZM212 197V202L210 201V198ZM176 201V203H175ZM214 201V202H213ZM19 204L20 201L18 200H15L14 202H12L11 204H6V203H1L0 204V215L4 212V211H7V210H11L14 208V206H16V204ZM214 203V204H213ZM182 205V206H183ZM203 210L207 209L206 208V205H203ZM80 211V209H78ZM77 210V212L79 213V211ZM154 210V211H153ZM82 211V209H81ZM205 212L207 213V218L205 220V223L208 225L210 221L212 220H216V217H214L212 215V213L210 212H207L205 210ZM210 215H212V217H209ZM166 221H168L166 223ZM161 223V224H160ZM160 225V227L158 225ZM176 225V227H175ZM164 226V225H163ZM166 226V225H165ZM80 228H83V230L81 232L80 231ZM213 228V229H212ZM206 229V228H205ZM157 230H159L157 232ZM187 234H189V236H187ZM263 234V233H262ZM190 237V236H192ZM218 238V237H217ZM158 239V238H156ZM217 240V239H216ZM221 240V239H220ZM218 245V244H217ZM216 244L214 246L218 247L219 248V245L217 246ZM222 245V248L225 249V247L223 246L224 243L221 244ZM147 246V245H146ZM152 247V245H150ZM157 246H159V243L157 244ZM149 247V245H148ZM155 247V246H154ZM214 248L217 251H219L221 253V251L218 249V248ZM153 248V247H152ZM151 248V249H152ZM157 248V247H156ZM154 249V248H153ZM160 249V248H159ZM221 249V248H220ZM164 250V249H163ZM162 250V248L159 250V254L164 252ZM170 250H172V252H175V253H171ZM211 252H210V251ZM213 250V252L215 251ZM223 250V249H221ZM259 250L261 252H264V247H262V250L260 249L259 247ZM257 249V251L255 252H258L260 253ZM144 253L147 252V247H144L143 249ZM156 251V250H155ZM209 251V252H208ZM177 252V253H176ZM207 252V253H206ZM213 252H212V256H213ZM107 253H108V257L107 259H109V262L112 261V259L116 260V258H114L113 256H111L114 251H110V250H107ZM155 253V252H154ZM165 253V252H164ZM193 253V254H191ZM220 253L217 252V254L219 255ZM146 254V253H145ZM163 254V253H162ZM187 254V256H188ZM264 254V253H262ZM258 255V254H257ZM261 255V253H260ZM258 255V256H260ZM109 256L111 257L109 258ZM151 257L153 256V254L150 255ZM155 256H156V253H155ZM175 257V255H173ZM187 256H184L185 258ZM211 256V257H212ZM216 256V255H215ZM220 256V255H219ZM218 256V257H219ZM154 257V256H153ZM173 257V258H174ZM177 257V255H176ZM175 257V258H176ZM202 257V256H200ZM218 257L215 259H218ZM150 258V257H149ZM165 260H166V257H164ZM193 258V259H194ZM263 258V257H261ZM26 259V258H25ZM172 259V258H171ZM189 259V258H188ZM187 259V260H188ZM198 259V257H197ZM196 259V261H197ZM111 260V261H110ZM114 260V261H115ZM152 260V258H151ZM154 260V259H153ZM164 260V259H163ZM164 260V261H165ZM170 260V259H169ZM183 260V261H181ZM180 261V264L181 262L185 263L184 260L186 259H181ZM190 260V259H189ZM188 260V261H189ZM108 261V260H107ZM160 263L162 260H159ZM199 261V260H198ZM24 262V261H23ZM31 262V263H30ZM100 262V261H99ZM150 262L147 261V262H142L141 264H148ZM158 261H155L154 260V263L156 264ZM167 262V261H166ZM172 262V264H176L175 263V260H171L170 263ZM174 262V263H173ZM177 262V261H176ZM192 262V261H191ZM190 262V263H191ZM33 261H29L27 260V264H32ZM98 262H96L97 264ZM104 263H107V262H104ZM159 263V262H158ZM159 263V264H160ZM168 263V262H167ZM182 263V264H183ZM34 264V263H33ZM112 264V263H110ZM151 264V262L149 263ZM153 264V263H152ZM163 264V263H161ZM192 264H197L196 263H192ZM199 264V263H198ZM206 264V263H205Z\"/></svg>","mask_w":264,"mask_h":264}]
</instances>
